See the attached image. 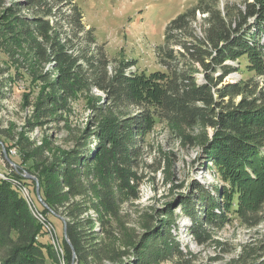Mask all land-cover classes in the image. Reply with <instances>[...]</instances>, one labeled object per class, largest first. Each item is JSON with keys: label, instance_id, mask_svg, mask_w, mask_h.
<instances>
[{"label": "trees", "instance_id": "obj_1", "mask_svg": "<svg viewBox=\"0 0 264 264\" xmlns=\"http://www.w3.org/2000/svg\"><path fill=\"white\" fill-rule=\"evenodd\" d=\"M26 1L25 6L13 5L12 25L1 24L0 49L18 79L25 75L44 85L32 127L49 119L66 121L84 97L94 117L95 128L81 130L69 151L54 154L48 144L33 148L27 138L17 142L23 162L32 161L31 175L38 178L47 204L38 201L34 187L40 215L54 227L53 219L63 229L66 221L69 243L64 237L62 245L67 264L73 262V251L78 264L110 259L94 235H112L118 189L133 193L142 181L138 170L148 150L146 138L158 122L180 144L192 147L198 145L196 133L213 131L211 138L204 134L200 139L213 151L210 161L221 167L226 186L215 188L213 196L201 190L196 202L183 203L197 245L222 248L215 235L233 219L259 232L264 223V84L258 76L264 77V60L258 47L264 50V0L222 10L217 0H199L167 25L163 45L156 49L165 70L152 73L131 70L134 62L111 60L105 45L97 44L95 30L83 22L76 0ZM23 9H32L33 15H22ZM172 44L183 50L179 56ZM244 56L257 76L226 83L240 71L227 62ZM196 66L203 75L200 83L193 73ZM27 185L15 172L0 177V264H60L52 242L43 241L47 230L21 192ZM259 187L256 207L250 210V192ZM91 211L96 216L90 217ZM255 239L242 245L229 264H264V234ZM137 254V264L184 258L168 222L146 237Z\"/></svg>", "mask_w": 264, "mask_h": 264}, {"label": "rangeland", "instance_id": "obj_2", "mask_svg": "<svg viewBox=\"0 0 264 264\" xmlns=\"http://www.w3.org/2000/svg\"><path fill=\"white\" fill-rule=\"evenodd\" d=\"M76 1L84 15L83 22L88 28L95 30L97 44L105 45L109 58L134 62L135 66L131 70L146 73L165 70L160 64L156 49L163 45V35L167 25L199 3V0ZM217 1L218 9L222 10L224 6L225 8L244 7L245 3L255 0ZM17 2L25 6L27 1L0 0V26L2 24L3 28L12 25L13 5ZM21 14L31 16L33 10L23 9ZM197 16L198 20L202 21L204 16L202 14ZM198 36H201L199 29ZM5 38L9 39V37ZM12 42L10 47H13ZM180 48L176 44H172L171 47L176 56H179V51H183ZM258 50L261 59L264 60V50L259 47ZM178 62L180 65L184 63L181 59ZM227 64L233 65L240 71L228 76L226 83L233 84L257 76L250 70L247 56L238 61H228ZM195 68L193 73L196 72L195 76L198 82H201L202 72L198 66ZM48 70L49 68L46 67L43 73ZM14 78L18 80L15 85L12 83ZM258 79L264 84L263 76L259 75ZM43 86L42 82L29 79L25 75L18 79L15 75V67L0 49V176L6 178L9 172H15L26 180L29 187L25 189L29 194H26L23 188L20 189L23 194L25 193V200L32 213L38 211L36 207L38 203L32 189L35 187L36 192L38 183L41 191V186L38 178L31 175L32 161L23 162L17 142L27 138L33 143V148L48 144L53 147L54 154H59L69 151L74 146V140L81 130L95 128L92 109L85 97L77 102L73 113L66 121L49 119L43 126L37 124L32 127L36 122L35 103ZM94 94L104 97L102 93L94 92ZM167 130L165 124L158 122L153 132L147 136L148 150L142 156L143 163L138 170L142 181L135 186L133 193L118 189L120 205L118 215L111 218L112 235L107 236L103 232L94 235L95 242L102 244L101 247L110 258L105 259V264L139 263L137 261L139 245L144 243L152 231L163 230L167 222L171 226L173 235L181 243L184 258L150 264H229L232 259L237 258L242 245L253 241L254 238L257 240L264 234V223L259 232H254L245 229L238 219H233L215 235V238L224 245L222 248L219 249L216 244L197 245L188 232L190 220L185 215L183 203L196 202L201 190H205L208 196H213L215 188L223 189L226 186V182L221 177V167L210 161L213 151L210 147L206 148L205 141L200 139L204 134L211 138L213 131L207 129L196 133L198 145L192 147L180 144ZM26 175L36 178L37 181L29 179ZM131 184L133 185V182ZM260 190L259 187L250 192L246 205L248 209H255L256 195ZM224 197L228 199L227 196ZM166 212L169 215H165ZM89 216L94 217L96 213L91 211ZM53 223L54 239L58 249L54 246L53 248L60 264H67L62 245L63 223L57 219H53ZM94 230H99L98 223L94 226ZM49 238L52 236L43 237V241L49 243Z\"/></svg>", "mask_w": 264, "mask_h": 264}, {"label": "water", "instance_id": "obj_3", "mask_svg": "<svg viewBox=\"0 0 264 264\" xmlns=\"http://www.w3.org/2000/svg\"><path fill=\"white\" fill-rule=\"evenodd\" d=\"M6 156V155H5ZM29 179H33V180H36V178H33L31 176H28L26 175ZM36 194H37V197H38V200L39 202L43 205V206H46L47 204H45V202L43 201L42 197H41V191H40V187H39V184L37 183V187H36ZM64 222V229H63V234H64V237L66 238L67 242L69 243L68 239H67V236H66V230H67V227H66V221L63 220ZM76 255H75V252L73 251V264H78V262L76 261Z\"/></svg>", "mask_w": 264, "mask_h": 264}, {"label": "bare ground", "instance_id": "obj_4", "mask_svg": "<svg viewBox=\"0 0 264 264\" xmlns=\"http://www.w3.org/2000/svg\"><path fill=\"white\" fill-rule=\"evenodd\" d=\"M0 177H1V178H5V177H3V176H0ZM24 196H26L25 193H24ZM30 204H31V203H30ZM32 207H33V206H32ZM33 213H34V215L37 217V219H39L40 222L42 223V216L38 213V211L36 210V211H34ZM45 229L47 230L49 236H50V237L52 236V244H53L54 248H57V249H58L57 242H56L55 239H54V228H53V225H52V224H46V225H45Z\"/></svg>", "mask_w": 264, "mask_h": 264}, {"label": "built area", "instance_id": "obj_5", "mask_svg": "<svg viewBox=\"0 0 264 264\" xmlns=\"http://www.w3.org/2000/svg\"><path fill=\"white\" fill-rule=\"evenodd\" d=\"M6 174V173H5ZM8 175V174H7ZM21 188H23V187H21ZM25 191L24 192H26V194H29L28 193V191H27V189H25V188H23ZM31 198V197H30ZM37 207V206H36ZM39 214H40V212H39ZM42 216V215H41ZM42 223H43V225H44V231H45V225L46 224H51L50 222H48L43 216H42ZM49 240L50 241H52V238H49Z\"/></svg>", "mask_w": 264, "mask_h": 264}]
</instances>
